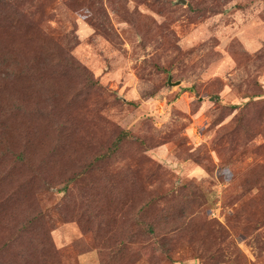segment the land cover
Listing matches in <instances>:
<instances>
[{
  "label": "rangeland",
  "instance_id": "1",
  "mask_svg": "<svg viewBox=\"0 0 264 264\" xmlns=\"http://www.w3.org/2000/svg\"><path fill=\"white\" fill-rule=\"evenodd\" d=\"M176 1L0 0V264H264V0Z\"/></svg>",
  "mask_w": 264,
  "mask_h": 264
},
{
  "label": "trees",
  "instance_id": "2",
  "mask_svg": "<svg viewBox=\"0 0 264 264\" xmlns=\"http://www.w3.org/2000/svg\"><path fill=\"white\" fill-rule=\"evenodd\" d=\"M126 135H128L126 132H122L120 135V139L124 138ZM18 156H20V159H23L20 154H18Z\"/></svg>",
  "mask_w": 264,
  "mask_h": 264
},
{
  "label": "water",
  "instance_id": "3",
  "mask_svg": "<svg viewBox=\"0 0 264 264\" xmlns=\"http://www.w3.org/2000/svg\"><path fill=\"white\" fill-rule=\"evenodd\" d=\"M176 2L184 4L185 0H177ZM168 82H169V80H168Z\"/></svg>",
  "mask_w": 264,
  "mask_h": 264
}]
</instances>
